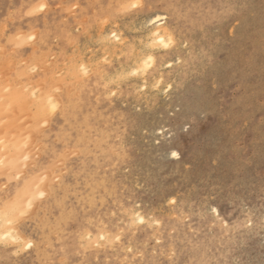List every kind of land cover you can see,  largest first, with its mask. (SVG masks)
I'll list each match as a JSON object with an SVG mask.
<instances>
[{"label": "rangeland", "instance_id": "1", "mask_svg": "<svg viewBox=\"0 0 264 264\" xmlns=\"http://www.w3.org/2000/svg\"><path fill=\"white\" fill-rule=\"evenodd\" d=\"M135 2L0 0V264H264V0Z\"/></svg>", "mask_w": 264, "mask_h": 264}, {"label": "snow or ice", "instance_id": "2", "mask_svg": "<svg viewBox=\"0 0 264 264\" xmlns=\"http://www.w3.org/2000/svg\"><path fill=\"white\" fill-rule=\"evenodd\" d=\"M131 7L133 8H136V9H145V10H150L153 8V5L149 3V0H136L135 3H133L131 5ZM161 17L158 13L156 12H148V15L146 16V22L147 23H150L152 24L153 26H155L156 22L158 20H160ZM116 34L113 33V36H115ZM30 39H32V37H30ZM161 45L164 47V48H167L168 47V44H165L163 41L160 42ZM152 57H148V59L145 61V65L147 66L151 61H152ZM153 87H159L158 84H154ZM167 87H171V85H168ZM113 96H115V93L112 94ZM171 156L172 157H178L179 156V153L177 151H172L171 152ZM212 211H217V209H212ZM26 247L31 250L32 249V244L31 243H28L26 245Z\"/></svg>", "mask_w": 264, "mask_h": 264}, {"label": "bare ground", "instance_id": "3", "mask_svg": "<svg viewBox=\"0 0 264 264\" xmlns=\"http://www.w3.org/2000/svg\"><path fill=\"white\" fill-rule=\"evenodd\" d=\"M160 17H161V16H160ZM163 17H165V16H163ZM161 20H162V19H161ZM161 20H160V21H161ZM158 21H159V20H158ZM158 21H157V22H158ZM157 22H156V23H157Z\"/></svg>", "mask_w": 264, "mask_h": 264}]
</instances>
